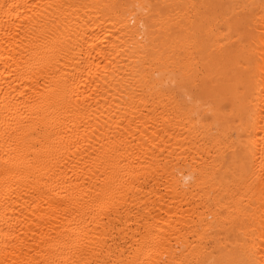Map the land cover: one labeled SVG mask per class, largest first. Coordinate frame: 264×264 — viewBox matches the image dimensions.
Returning a JSON list of instances; mask_svg holds the SVG:
<instances>
[{"label": "bare ground", "instance_id": "1", "mask_svg": "<svg viewBox=\"0 0 264 264\" xmlns=\"http://www.w3.org/2000/svg\"><path fill=\"white\" fill-rule=\"evenodd\" d=\"M0 264H264V0H0Z\"/></svg>", "mask_w": 264, "mask_h": 264}, {"label": "clouds", "instance_id": "2", "mask_svg": "<svg viewBox=\"0 0 264 264\" xmlns=\"http://www.w3.org/2000/svg\"><path fill=\"white\" fill-rule=\"evenodd\" d=\"M192 179V177L191 176H185V177H183V181H184V183H187L189 180H191Z\"/></svg>", "mask_w": 264, "mask_h": 264}]
</instances>
